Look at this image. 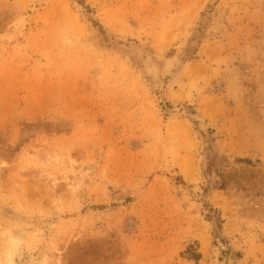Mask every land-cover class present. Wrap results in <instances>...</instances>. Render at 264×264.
I'll return each instance as SVG.
<instances>
[{
    "label": "rangeland",
    "instance_id": "rangeland-1",
    "mask_svg": "<svg viewBox=\"0 0 264 264\" xmlns=\"http://www.w3.org/2000/svg\"><path fill=\"white\" fill-rule=\"evenodd\" d=\"M0 264H264V0H0Z\"/></svg>",
    "mask_w": 264,
    "mask_h": 264
}]
</instances>
